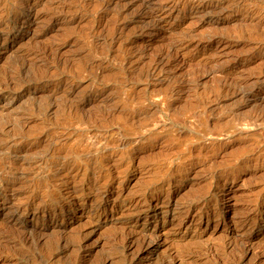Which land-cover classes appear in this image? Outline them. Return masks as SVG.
Here are the masks:
<instances>
[{
	"label": "rangeland",
	"instance_id": "obj_1",
	"mask_svg": "<svg viewBox=\"0 0 264 264\" xmlns=\"http://www.w3.org/2000/svg\"><path fill=\"white\" fill-rule=\"evenodd\" d=\"M0 121V264H264V0H0Z\"/></svg>",
	"mask_w": 264,
	"mask_h": 264
},
{
	"label": "bare ground",
	"instance_id": "obj_2",
	"mask_svg": "<svg viewBox=\"0 0 264 264\" xmlns=\"http://www.w3.org/2000/svg\"><path fill=\"white\" fill-rule=\"evenodd\" d=\"M142 1V0H141ZM30 50H32V48L30 49ZM39 52V50H33V51H30V55L31 54H36V53H38ZM42 54V53H41ZM44 54V53H43ZM24 56V55H23ZM22 56V57H23ZM42 56V55H41ZM36 57H38L37 55H36ZM161 57V56H160ZM33 58H34V56H33ZM162 59V58H161ZM157 61V60H156ZM28 61L26 60V58L24 57L23 59H21V61L19 60L18 62H14V64L12 65V67H11V69L6 73V74H4L3 75V77H1V82L3 83L2 85H1V87H3V88H6L7 90H9V89H11V88H13V87H21V86H24L23 87V90H26V89H29L30 87H32V86H35L37 83H42V82H46L47 80H49V74H47L48 76H40L39 74L42 72H40L39 74L37 73L38 72V69L36 70L37 72H35V71H33V70H31V69H29L28 68V66H27V63ZM155 62V61H154ZM156 63V62H155ZM158 63V62H157ZM30 65V64H29ZM155 65V64H154ZM42 68V67H41ZM45 68V67H44ZM40 69V68H39ZM42 70V69H41ZM47 70V69H46ZM40 71V70H39ZM149 72V71H148ZM44 73V72H43ZM46 73V72H45ZM42 74V73H41ZM8 87V88H7ZM46 104V103H45ZM47 105V104H46ZM43 106V105H42ZM45 107V106H44ZM40 109V108H39ZM0 124L3 126V125H6L7 124V126H8V128L9 127H12L13 126V130H14V128H17L16 127V125L18 124H13V123H9L8 124V122L7 121H0ZM19 127L21 128V126H20V124H19ZM20 128H18V129H20ZM16 131H17V129H16ZM15 132V131H14ZM19 133H21V132H19ZM16 132H15V134L13 133V135L11 134V141H13V140H16L15 138H19V137H16ZM21 136V135H20ZM28 136V135H27ZM8 138V137H7ZM7 141V140H6ZM1 142V141H0ZM9 142V141H8ZM6 145H4V147H5ZM3 147V148H4ZM64 171V170H63ZM55 174V173H54ZM53 176V175H52ZM79 185V184H78ZM78 185H77V187L76 186H74L73 187V191H75V193L77 192L76 191V189H80V190H82L83 191V188L84 187H78ZM88 190V189H87ZM73 191H72V193H73ZM67 194V193H66ZM49 196V195H48ZM53 196V195H52ZM70 197H72V196H70ZM56 198V197H55ZM189 198V197H188ZM101 200V199H100ZM188 200V199H187ZM191 201V200H190ZM43 205V204H42ZM96 205V204H95ZM37 206V205H36ZM38 207V206H37ZM34 209H36V208H34ZM13 211V210H12ZM59 211V210H58ZM61 211V210H60ZM57 212V211H56ZM60 213V212H59ZM52 214H56L55 212H53V213H51V215ZM15 215V214H14ZM44 215V214H43ZM13 228V227H12ZM15 228V227H14ZM33 228V227H32ZM44 228H46V229H48V225L46 224V225H44ZM11 229V228H10ZM22 230H24V229H22ZM39 230V229H38ZM52 229H50L49 231H51ZM3 231V230H2ZM8 231V230H7ZM11 231V230H10ZM16 231V230H15ZM28 231V230H27ZM42 231V230H41ZM48 231V232H49ZM9 232V231H8ZM17 232V231H16ZM22 232V231H21ZM45 232V231H44ZM15 233V232H14ZM18 233V232H17ZM38 233V232H37ZM41 233H43V231L41 232ZM46 233V232H45ZM51 233V232H50ZM27 234H29V233H27ZM49 234V233H48ZM19 235V234H18ZM30 235V234H29ZM33 235H35V233L33 234ZM42 235V234H41ZM50 235V234H49ZM48 235V236H49ZM9 237H10V234L8 235ZM8 236L5 234V233H2V234H0V246H2V245H4L2 242H4L5 243V241H6V239H8ZM47 236V235H46ZM26 237H27V235H26ZM26 237H24L25 239H26ZM31 237V236H30ZM50 239H49V242H48V244H47V241H46V243L45 244H47V246H45L46 247V250H47V248H48V250H50V249H52L53 250V248H56V247H58L59 245H60V243H61V245L63 246V244H65V251H67V253L69 252V255H68V257L70 256V259L71 258H73L75 255H77L80 251H81V248H80V246H78V245H76L75 244V241L74 240H72V239H69V237L68 236H66L65 235V233L62 231V230H57V229H54V231L52 232V234L50 235ZM37 238V237H36ZM49 238V237H48ZM32 239V242H33V237L31 238ZM38 239V238H37ZM37 239H36V241H37ZM116 239H118L117 237H114L113 238V240H115V242H116ZM28 242V241H27ZM30 242H31V240H30ZM31 242V243H32ZM35 242V241H34ZM114 242V241H113ZM14 241H13V245H14ZM35 243H37V242H35ZM63 243V244H62ZM8 244V243H7ZM38 244V243H37ZM41 244V243H40ZM113 244H115V243H113ZM28 245V244H27ZM32 245V244H31ZM43 245V244H42ZM117 245V244H116ZM15 246H16V244H15ZM19 246V245H18ZM29 246V245H28ZM41 245H39V247H40ZM13 247V246H12ZM32 247L34 248V246L32 245ZM120 247V246H119ZM3 248H5L4 246H3ZM14 248V247H13ZM13 248H12V251H13ZM64 248V247H63ZM62 248V249H63ZM17 249H18V247H17ZM36 249V248H35ZM35 249H33V250H35ZM42 249H45V248H42ZM59 249V248H58ZM21 250V249H20ZM19 250V251H20ZM38 250H40V249H38ZM47 250V251H48ZM12 251L10 252L11 254H12ZM17 252H18V250H17ZM43 252H45V250L43 251ZM1 253V252H0ZM21 253V252H20ZM26 253V252H25ZM62 253H63V251H62ZM16 254V253H15ZM30 254V253H29ZM44 254H46V253H44ZM60 253H58V255H59ZM4 255H6V254H4ZM3 255V256H4ZM19 255V254H18ZM22 255V254H21ZM20 255V256H21ZM51 255V254H50ZM63 255V254H62ZM65 256V255H64ZM66 257V256H65ZM67 257V258H68ZM3 258V257H2ZM26 258H27V255H26ZM32 258V257H31ZM39 257H37V259H38ZM54 258V257H53ZM57 258V257H56ZM58 258H59V256H58ZM69 259V260H70ZM8 260V259H7ZM33 260V259H32ZM31 261V260H30ZM42 261V260H41ZM65 261V260H64ZM68 261V260H67ZM36 262V261H35ZM11 263V262H10ZM33 263V262H32Z\"/></svg>",
	"mask_w": 264,
	"mask_h": 264
}]
</instances>
